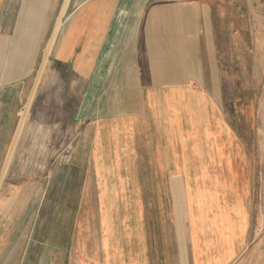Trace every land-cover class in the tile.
I'll return each mask as SVG.
<instances>
[{
	"label": "crops",
	"instance_id": "1",
	"mask_svg": "<svg viewBox=\"0 0 264 264\" xmlns=\"http://www.w3.org/2000/svg\"><path fill=\"white\" fill-rule=\"evenodd\" d=\"M263 105L264 0H0V264H264Z\"/></svg>",
	"mask_w": 264,
	"mask_h": 264
},
{
	"label": "rangeland",
	"instance_id": "2",
	"mask_svg": "<svg viewBox=\"0 0 264 264\" xmlns=\"http://www.w3.org/2000/svg\"><path fill=\"white\" fill-rule=\"evenodd\" d=\"M238 81L241 79L238 77ZM232 94V92L225 90L224 96L228 97ZM248 95L247 91L242 89H237L236 97L238 100H244V97ZM34 107V106H33ZM237 108V131L239 135H242L247 132V136L249 137L248 140L250 141L251 149L255 152L254 154V161L256 167V177L258 178V191L256 193L254 199V215H253V222L252 228L253 231L262 230L264 229V105L258 107V113L255 114V121L253 125L246 126L239 115V106ZM232 109V108H231ZM36 109H33L29 106H21L18 108L17 117L18 119L22 120L25 123L26 119L31 120L34 117V113ZM36 116V115H35ZM53 117V116H51ZM254 119V117H253ZM58 120V117L55 118ZM34 136V140L39 135V132L35 129L31 132ZM78 139H72L69 144H67L63 149L62 152L55 155L53 158L54 161H59L61 163L68 162L69 157L71 155V151L74 149ZM257 151V152H256ZM45 155L38 154V153H22V154H14L11 161V166L13 167L14 172L20 174L21 176L28 175L29 177H36L38 174H41L43 171L42 163L44 161ZM48 166H50L51 162ZM16 175V174H15ZM262 227V229H261Z\"/></svg>",
	"mask_w": 264,
	"mask_h": 264
}]
</instances>
